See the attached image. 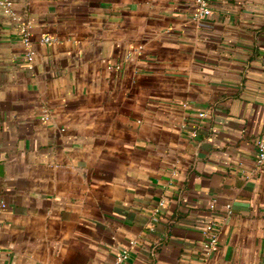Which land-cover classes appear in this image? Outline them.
<instances>
[{"label":"crops","instance_id":"0c3cea01","mask_svg":"<svg viewBox=\"0 0 264 264\" xmlns=\"http://www.w3.org/2000/svg\"><path fill=\"white\" fill-rule=\"evenodd\" d=\"M14 2L35 54L0 11V264H264V0Z\"/></svg>","mask_w":264,"mask_h":264},{"label":"built area","instance_id":"2783aa9c","mask_svg":"<svg viewBox=\"0 0 264 264\" xmlns=\"http://www.w3.org/2000/svg\"><path fill=\"white\" fill-rule=\"evenodd\" d=\"M196 7L195 11L193 13L194 18H200L202 16H205L210 13V7H209V0H194ZM0 11L4 16L9 17L11 20L16 21L18 25V32L20 34V39L25 46L24 51V58L27 63V67L32 68L33 67V59L35 50L30 45V33H29V20L27 17H24V14L20 11L18 12L15 8V2L14 0H0ZM52 37L48 34H45L41 37L42 41H51ZM199 116H206L207 112L205 111H199ZM41 119H47L49 117L48 111L46 109H43V112L41 114ZM196 134L195 131H193V135ZM255 170H260L264 166V134L258 136L255 140ZM215 200L212 199L209 203V205L212 207L214 206ZM159 204H162V201L159 202ZM4 206V202L0 203V208ZM226 211L231 212L230 204H226ZM157 211V208L154 210ZM202 233L204 235V239L202 242V249L204 252V255L208 256L211 254L216 248L218 247V235L217 230L214 225V223L211 220H207L202 227ZM131 245L133 244V241L129 242ZM130 256V250L129 248H123L120 250L114 259V264H120L123 261L127 260Z\"/></svg>","mask_w":264,"mask_h":264}]
</instances>
